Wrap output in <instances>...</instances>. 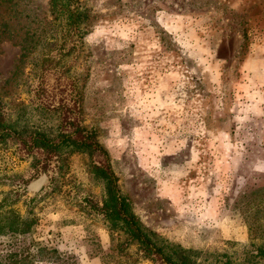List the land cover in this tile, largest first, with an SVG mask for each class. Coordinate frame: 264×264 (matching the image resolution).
Listing matches in <instances>:
<instances>
[{
    "label": "rangeland",
    "instance_id": "obj_1",
    "mask_svg": "<svg viewBox=\"0 0 264 264\" xmlns=\"http://www.w3.org/2000/svg\"><path fill=\"white\" fill-rule=\"evenodd\" d=\"M81 4L87 31L66 55L60 34H48L50 48L23 34L48 0L0 4L7 121L56 137L76 118L96 131L120 192L159 242L203 264L264 263L254 256L264 243V0ZM62 158L47 175L18 145H0V200L19 192L13 208L37 218L30 238L65 253L63 264H158L94 209L107 192L88 154L65 146Z\"/></svg>",
    "mask_w": 264,
    "mask_h": 264
},
{
    "label": "trees",
    "instance_id": "obj_2",
    "mask_svg": "<svg viewBox=\"0 0 264 264\" xmlns=\"http://www.w3.org/2000/svg\"><path fill=\"white\" fill-rule=\"evenodd\" d=\"M13 0H0V4ZM89 14L81 0H48V9L36 18L35 27H27L23 34H31L26 39L37 37L46 39L45 46L53 44L47 40L48 34H60L62 40L61 55L70 54L78 48V40L87 31ZM0 34L9 33L6 22H0ZM66 48V50H64ZM21 56H26L27 45H22ZM43 61H51L49 54H43ZM61 126L56 137H50L42 131L24 133L12 126L3 112L0 103V145L10 142L32 157L31 167L36 172L48 175L56 168L61 172L67 162L62 158L63 147L72 151L88 154L93 172L104 179L107 196L94 209L109 222L110 228L121 230L129 241L136 243L138 251L158 264H203L194 257L195 252L181 246L159 242L132 210L129 199L120 192L117 176L114 173L109 154L98 141L95 130H87L75 118L69 121V128ZM97 160V161H96ZM55 164V166L53 165ZM51 167V168H50ZM54 167V168H53ZM14 193L15 197H13ZM19 192L7 191L0 200V264H63L67 260L65 253L57 248L30 238L37 224L35 216L24 217L13 208L19 200ZM255 257L264 258V243L256 246ZM223 264H230L226 260ZM264 264V263H262Z\"/></svg>",
    "mask_w": 264,
    "mask_h": 264
}]
</instances>
